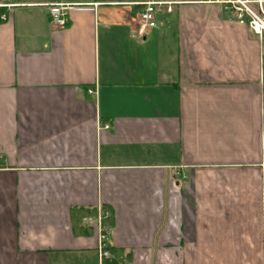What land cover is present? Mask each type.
Instances as JSON below:
<instances>
[{
    "label": "crops",
    "instance_id": "1",
    "mask_svg": "<svg viewBox=\"0 0 264 264\" xmlns=\"http://www.w3.org/2000/svg\"><path fill=\"white\" fill-rule=\"evenodd\" d=\"M130 1L0 3V264H99L103 212L119 264H264L263 38L169 0L141 40Z\"/></svg>",
    "mask_w": 264,
    "mask_h": 264
},
{
    "label": "built area",
    "instance_id": "2",
    "mask_svg": "<svg viewBox=\"0 0 264 264\" xmlns=\"http://www.w3.org/2000/svg\"><path fill=\"white\" fill-rule=\"evenodd\" d=\"M222 5L224 9L231 10L237 20L245 21L248 28L259 38L264 37V0H208ZM177 3L169 0H132L128 2L131 6V24L134 26L136 36L143 39L145 34L157 27V18L160 15L173 11V5ZM49 22L55 28L66 26L68 12L71 5L68 3L47 4ZM2 20L5 16L1 17ZM88 93H94L92 89ZM100 218L98 217V223ZM106 237L103 232L98 235L99 264L104 259L110 258V252L106 249Z\"/></svg>",
    "mask_w": 264,
    "mask_h": 264
},
{
    "label": "trees",
    "instance_id": "3",
    "mask_svg": "<svg viewBox=\"0 0 264 264\" xmlns=\"http://www.w3.org/2000/svg\"><path fill=\"white\" fill-rule=\"evenodd\" d=\"M31 0H3L2 4H6V3H17V2H29ZM38 2H40L41 0H36ZM46 1H53V0H46ZM7 11H6V6L0 5V23L2 22L1 17L6 15ZM263 47H264V37H263ZM264 55V53H263ZM87 216H96V212L93 209H76V208H72L70 210V222H71V227L73 229V232L75 234H80V233H85L90 229V226L88 225H82V218L83 217H87ZM111 214L110 213H106L103 212L102 213V217H101V222L103 224V233L105 234V227L107 225H111ZM106 249L111 253L114 254L115 250L113 248H111V246H109L108 244L106 245ZM116 256V255H115ZM114 256V257H115ZM103 264H119L118 261L115 258H109V259H104L103 260Z\"/></svg>",
    "mask_w": 264,
    "mask_h": 264
},
{
    "label": "rangeland",
    "instance_id": "4",
    "mask_svg": "<svg viewBox=\"0 0 264 264\" xmlns=\"http://www.w3.org/2000/svg\"><path fill=\"white\" fill-rule=\"evenodd\" d=\"M3 0H0V2H2Z\"/></svg>",
    "mask_w": 264,
    "mask_h": 264
}]
</instances>
